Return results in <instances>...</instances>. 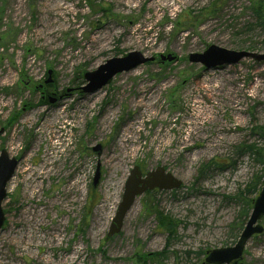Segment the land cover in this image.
I'll list each match as a JSON object with an SVG mask.
<instances>
[{"label":"rangeland","instance_id":"rangeland-1","mask_svg":"<svg viewBox=\"0 0 264 264\" xmlns=\"http://www.w3.org/2000/svg\"><path fill=\"white\" fill-rule=\"evenodd\" d=\"M255 1L0 0V151L18 160L2 203L0 264H138L163 250L161 262L145 263L201 264L206 251L234 244L239 207L230 197L264 176V161L247 154L193 179L241 142L264 155V61L206 70L188 55L209 45L264 53ZM132 51L156 60L82 90L85 72ZM109 151L120 154L117 166ZM134 165L163 166L182 184L138 196L107 236ZM151 204L177 222L169 245ZM241 263L264 264V231L247 241Z\"/></svg>","mask_w":264,"mask_h":264},{"label":"water","instance_id":"water-1","mask_svg":"<svg viewBox=\"0 0 264 264\" xmlns=\"http://www.w3.org/2000/svg\"><path fill=\"white\" fill-rule=\"evenodd\" d=\"M164 61H172L175 56L171 54L159 55ZM243 58H250L254 61H264V53H256L246 50H229L216 45H209L203 52L189 53L188 59L191 62L199 63L204 69H214L225 64H236ZM155 57H144L137 51L126 53L123 57H113L105 63L98 66L94 71L84 73L87 84L83 91L91 93L106 85L111 78L117 74L136 66L151 62ZM51 74V70L48 71ZM101 145H97L94 151H99ZM18 160L15 157H9L5 149L0 151V228L4 224L5 213L2 208V202L6 197V185L11 179ZM99 167L96 168L92 186H96L99 181ZM182 181L167 171L163 166H156L154 169L142 172L138 165H134L125 180L121 199L117 209L110 221L107 236L117 234L123 225L126 213L133 205L136 197L142 195L145 191L173 190L181 186ZM264 216V177L262 179L261 190L253 201V206L249 217L241 230L236 242L232 246L213 248L206 252L203 264H241L242 254L247 241L254 234L263 232V226L259 222Z\"/></svg>","mask_w":264,"mask_h":264},{"label":"trees","instance_id":"trees-1","mask_svg":"<svg viewBox=\"0 0 264 264\" xmlns=\"http://www.w3.org/2000/svg\"><path fill=\"white\" fill-rule=\"evenodd\" d=\"M253 18L255 19V24L257 26H264V0H256L249 7ZM261 135L264 137V133ZM254 156L255 160L264 161V155L261 148H258L255 143L241 142L233 146L231 153L227 156L214 157L206 162H203L199 165L194 176V182L201 181L211 175L213 172L224 171L228 168H231L232 165L239 160V158L245 155ZM263 175H256L252 181L247 184L245 189H238V191L231 196L230 198L236 201V204L239 207L238 214L234 221L231 224L232 237H237L238 233L241 231L244 222H246L249 212L252 208L253 200L257 196L261 188V180ZM194 184V183H193ZM155 191V190H153ZM153 191H147V194H151ZM246 194H253L254 196L248 197ZM149 210L153 212L157 219L158 225L167 232V242L166 245H169L170 240L176 233L177 222L172 220L168 215L164 214L157 207V204L149 205ZM145 261H157L161 262V259L165 257V250L158 253H148L147 256H139L137 258L138 264L145 263ZM156 262V263H157ZM147 263V262H146ZM145 263V264H146ZM148 264V263H147Z\"/></svg>","mask_w":264,"mask_h":264},{"label":"bare ground","instance_id":"bare-ground-1","mask_svg":"<svg viewBox=\"0 0 264 264\" xmlns=\"http://www.w3.org/2000/svg\"><path fill=\"white\" fill-rule=\"evenodd\" d=\"M97 41V40H96ZM97 43V42H96ZM142 102V100H140V101H138V104H140ZM107 116V115H106ZM123 153V152H122ZM46 157V162H48L47 164H53L55 161H53L52 160V156H51V153H49V155H46L45 156ZM105 159L108 161V162H110V163H112L114 166H117L120 162H121V156H120V154H114L113 152H111V151H109V152H107L106 153V155H105ZM50 161V162H49ZM53 161V162H52ZM21 171H22V174H24L25 176H27L28 174H30V172H31V170H30V168L29 167H27V166H25V167H23V169H21ZM49 171H51L52 173H53V169H51V170H48V172ZM57 170L55 169V171L54 172H56ZM28 179H30V178H28ZM27 179V180H28ZM30 182V189H35L36 188V183H35V181H33V180H30L29 181ZM28 214V212H27V210L26 211H22V214H21V216L24 218V219H26L27 218V215ZM53 230H55V229H53Z\"/></svg>","mask_w":264,"mask_h":264},{"label":"flooded vegetation","instance_id":"flooded-vegetation-1","mask_svg":"<svg viewBox=\"0 0 264 264\" xmlns=\"http://www.w3.org/2000/svg\"><path fill=\"white\" fill-rule=\"evenodd\" d=\"M47 73H48V72H47ZM48 75H50V74H48ZM40 87H43V84H41Z\"/></svg>","mask_w":264,"mask_h":264}]
</instances>
